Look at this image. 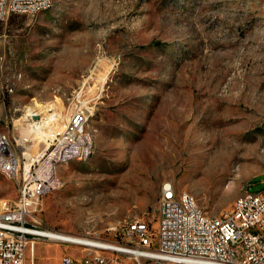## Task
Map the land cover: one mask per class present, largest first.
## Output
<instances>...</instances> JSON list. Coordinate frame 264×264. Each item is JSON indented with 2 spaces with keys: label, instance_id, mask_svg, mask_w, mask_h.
I'll use <instances>...</instances> for the list:
<instances>
[{
  "label": "rangeland",
  "instance_id": "rangeland-1",
  "mask_svg": "<svg viewBox=\"0 0 264 264\" xmlns=\"http://www.w3.org/2000/svg\"><path fill=\"white\" fill-rule=\"evenodd\" d=\"M79 107L94 152L59 166L61 184L38 212L45 227L108 237L122 219L155 226L165 181L209 215L228 211L246 188L264 189V0H53L0 20V133L28 136L24 123L38 120L28 112L56 113L30 135L38 154ZM190 128L199 136L187 142ZM210 129L230 134L224 171L210 170ZM17 197L0 172V205ZM41 241L27 264L81 255Z\"/></svg>",
  "mask_w": 264,
  "mask_h": 264
},
{
  "label": "built area",
  "instance_id": "built-area-1",
  "mask_svg": "<svg viewBox=\"0 0 264 264\" xmlns=\"http://www.w3.org/2000/svg\"><path fill=\"white\" fill-rule=\"evenodd\" d=\"M52 2L0 0V20L12 14H38ZM47 114L46 123H24L28 136L0 133V170L18 191L16 200L0 205V264H27L29 252L34 258L37 241L49 239L40 232L49 228L38 212L44 196L61 184L59 166L94 152L89 113L79 107L58 128L42 132L45 147L33 154L31 133L56 120V113ZM106 231L109 236L102 237V243H95L93 234L80 235L88 239L84 242L58 241L75 244L81 251L77 257L65 255L61 264H264V189L252 193L246 188L243 199L216 216L207 214L194 196L165 181L155 226L142 218L122 219L108 224Z\"/></svg>",
  "mask_w": 264,
  "mask_h": 264
},
{
  "label": "bare ground",
  "instance_id": "bare-ground-1",
  "mask_svg": "<svg viewBox=\"0 0 264 264\" xmlns=\"http://www.w3.org/2000/svg\"><path fill=\"white\" fill-rule=\"evenodd\" d=\"M51 1H53V0H51ZM52 4H53V2H52ZM49 7H47V9ZM28 114L36 116V118L38 120L35 123H43V121H46L47 114H45V113L43 114V112L39 113L38 111L32 110L31 112H28ZM31 122H33V120ZM34 130H37V129H34ZM186 135L188 137V140H186V141L189 142L191 138H196L199 136V129L190 128L188 131H186ZM201 135L204 137L203 138L204 140L208 139V138L219 137V141L217 144L218 147L215 150V153H214L215 156L213 158L214 163H212L210 170L211 171H215V170H217V171L223 170L224 171V170L228 169V167H229V165L233 159V156H234V151L232 150V145H231L230 140L228 138L230 135L229 132L220 131L217 129H210L208 131H204ZM42 147L44 148L45 146L43 145ZM92 148L94 149L93 138H92ZM91 154H92V152H90L88 154V156H83L82 158L73 157V160L74 159H78V160L87 159ZM0 172H3V170H0ZM184 194H187V196H192L188 192H184ZM243 198H244V195L239 197L238 199H236V201H239ZM40 232L46 234L49 237V239L56 240V241H83L84 242V241L88 240L85 237L75 235V234H70V233H67L64 231H57L53 228L42 230ZM94 242L95 243H102V237H99V236L94 237Z\"/></svg>",
  "mask_w": 264,
  "mask_h": 264
},
{
  "label": "crops",
  "instance_id": "crops-1",
  "mask_svg": "<svg viewBox=\"0 0 264 264\" xmlns=\"http://www.w3.org/2000/svg\"><path fill=\"white\" fill-rule=\"evenodd\" d=\"M42 244L43 242L41 241V239H39L38 241H37V244Z\"/></svg>",
  "mask_w": 264,
  "mask_h": 264
}]
</instances>
